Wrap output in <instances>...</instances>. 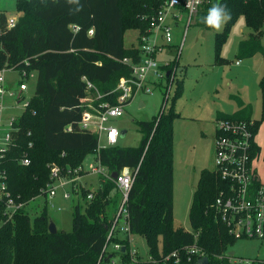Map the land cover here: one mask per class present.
<instances>
[{
	"label": "trees",
	"instance_id": "16d2710c",
	"mask_svg": "<svg viewBox=\"0 0 264 264\" xmlns=\"http://www.w3.org/2000/svg\"><path fill=\"white\" fill-rule=\"evenodd\" d=\"M162 1L17 0L20 15L11 27L6 12L0 11V70L37 74L29 105L16 120L19 129L14 142L0 158V175H5L0 195V264H110L116 253L122 264H196L203 256L209 257L208 264H242L230 262L228 256L237 238L218 216L215 202L227 183L215 170L200 173L189 210L192 231L174 224V121L179 116L174 102L183 88V78L177 76L179 55L169 65H161L162 69L177 68L172 103L166 105L165 90L159 115L138 121L142 133L138 145L116 144L98 150L97 134L80 127L83 112L91 109L89 104L118 102L120 91L115 89L120 78L132 75V64L123 60L137 63L142 58L139 43L126 46L125 32L144 31L150 23L145 17L155 14ZM215 4L225 5L230 13L224 29L215 36L216 60L223 61L222 47L240 16L252 32L239 42L236 56L241 60L261 53L264 57V0H212L198 13L200 25L208 27L202 18ZM87 80L98 91H89ZM170 81L169 76L167 84ZM260 90V119L253 118L252 104L240 97L235 113L218 112L216 118L253 120L257 136L264 121V72ZM98 92L103 94L101 99ZM261 150L253 143L254 157ZM90 154H96V160L112 173L138 167L127 203L129 231L124 236L118 229L108 237L121 194L115 180L103 175L97 188L81 187L84 204L74 205L72 229L49 231L47 189L52 166L68 174ZM23 156L29 157L30 164L21 162ZM90 192L92 198H88ZM39 196L45 198L44 207L32 218L25 205ZM9 197L24 207L10 214ZM132 234L145 238V254H131ZM115 243L125 245L126 250L109 249ZM191 248L199 254H191Z\"/></svg>",
	"mask_w": 264,
	"mask_h": 264
},
{
	"label": "rangeland",
	"instance_id": "374dc122",
	"mask_svg": "<svg viewBox=\"0 0 264 264\" xmlns=\"http://www.w3.org/2000/svg\"><path fill=\"white\" fill-rule=\"evenodd\" d=\"M0 11L6 12L8 19L11 17L17 19L20 15L17 11V0H0ZM198 17V14L193 17L189 26H187L186 16L179 26L173 24V43L159 57L160 63L173 60L176 56L175 49L182 45L179 55V70L182 69V71H178L177 76L183 78V88L174 102V108L179 114L174 121V224L188 231H192L189 210L200 173L203 169L214 170L216 166L217 112L235 113L239 108L237 97H240L252 104L253 118L260 119L263 114L260 80L264 72V57L261 53L241 60L236 56L239 42L248 38L252 32L246 25L244 16H240L231 27L229 37L221 50L222 62L216 60L215 36L224 29L226 21L222 23L220 30H216L200 25ZM124 40L126 46L138 45L139 31L126 30ZM31 73L34 75L25 77L23 71L19 69H5L7 88L17 90L20 81L25 79L28 90L24 95L29 99L35 91L37 77L34 71ZM161 82V85L154 87L152 93H138L125 106L124 115L112 120L114 125L121 130H126V134L119 138V145H138L142 138L138 121L151 119L163 110L167 81ZM175 92L176 83L173 82L166 104L168 107L172 103ZM5 100L8 105L5 111L6 116L9 114L21 116L22 106L12 108L17 104V98L7 95ZM256 140L262 150L260 158L255 161V166L264 182V121L259 128ZM91 163L96 164V154L88 155L83 163L84 168L89 169ZM100 175L90 172L82 177L80 189L81 187L97 188ZM56 184H59V180ZM72 186L70 182L63 187L58 186L56 195L51 200L54 206L48 205L50 218L55 222L58 230L70 231L73 226L74 205L77 202L84 204L81 192L75 193ZM65 192L70 193V198H64ZM49 199L47 197L48 202ZM44 203V196H39L26 204L25 210L33 218L43 210ZM122 226L123 220L119 222L118 229L124 236L126 233L121 230ZM112 248L114 244L109 247V249ZM130 250L145 254L148 250L145 238L140 234H132ZM229 251H233L234 261H241L243 264H259L260 260H264V239L239 238L230 246ZM110 264H122L119 253L115 254Z\"/></svg>",
	"mask_w": 264,
	"mask_h": 264
},
{
	"label": "built area",
	"instance_id": "2783aa9c",
	"mask_svg": "<svg viewBox=\"0 0 264 264\" xmlns=\"http://www.w3.org/2000/svg\"><path fill=\"white\" fill-rule=\"evenodd\" d=\"M212 0H163L158 11L149 19V26L142 32L139 30V48L142 51V58L137 63H132L131 59L125 58L123 61L132 64V75L121 77L117 88L120 91L118 102L110 104L101 102L98 106L89 104L91 109L83 112L80 121V127L83 130L97 134L98 150L111 145L118 144L121 137V129L112 123V120L124 115L125 106L129 104L135 96L140 93H152L155 86L159 85L162 80L171 81L167 84V96H169L171 86L176 76L177 68L162 69L161 65H169L172 60L160 63L159 55L163 54L167 47L173 43V24L179 26L187 17V26H189L201 7ZM18 19V18H17ZM16 18H9L8 25L14 26ZM186 28L183 31L185 34ZM93 34V29L90 30ZM182 45L175 49L176 56L180 55ZM239 63V61L237 62ZM169 72V74H168ZM25 77L33 76L34 73H28L23 70ZM89 91L96 89V86L88 81ZM28 90V84L25 79L20 81L19 89L9 90L6 86L5 69L0 70V158L3 157L15 139V133L18 131L16 126L17 116L9 114L6 116L5 111L8 109L6 96L17 98V104L12 106H22L23 111L29 105V99L24 95ZM98 91V90H97ZM99 93V92H98ZM103 94L99 93L97 98H102ZM88 99V98H87ZM254 121L239 120L233 118H216L215 120V172L227 183V186L221 190L216 199L215 206L218 210L220 220L228 227L230 233L237 239L239 238H260L264 239V182H262L255 161L260 158V154L253 155V143L257 142L253 132ZM31 132H29L30 134ZM104 141V142H103ZM32 143H30L31 145ZM21 162L25 165L30 164L28 156H23ZM137 168L129 166L124 167L118 172L117 178L112 177V172L100 161L96 164L91 163L89 169L84 165L70 169L68 174H62V169L58 165L52 166V183L49 184L47 197L48 204L54 206L51 200L56 195L58 186H65L70 182L75 193L80 192V180L90 172L99 173L105 178H112L121 194V200L116 213L114 214L113 224L109 230L108 237L111 238L118 230V225L123 220L121 230L129 231L127 203L129 193L134 183ZM72 174V175H70ZM4 174L0 175L1 194L4 192L5 185L2 182ZM59 180V184H56ZM0 194V195H1ZM70 193L65 192L64 198H70ZM93 193L88 194L92 198ZM7 211L13 214L18 209L24 207L23 203H17L12 197L6 202ZM61 209V208H59ZM131 235L129 236V239ZM125 245L115 243L114 249L120 250ZM136 251H131L134 256ZM191 254H199L197 248L190 249ZM175 255H179L175 252ZM230 262L242 263L233 260L230 256ZM192 257H189V261ZM179 262V258H177ZM256 264V263H252ZM259 264H264L260 260Z\"/></svg>",
	"mask_w": 264,
	"mask_h": 264
},
{
	"label": "clouds",
	"instance_id": "9594fccd",
	"mask_svg": "<svg viewBox=\"0 0 264 264\" xmlns=\"http://www.w3.org/2000/svg\"><path fill=\"white\" fill-rule=\"evenodd\" d=\"M69 3L78 4L79 0H68ZM230 19V13L225 5L215 4L209 10L205 17L202 18V22L208 27L220 30L222 23Z\"/></svg>",
	"mask_w": 264,
	"mask_h": 264
},
{
	"label": "water",
	"instance_id": "95a60500",
	"mask_svg": "<svg viewBox=\"0 0 264 264\" xmlns=\"http://www.w3.org/2000/svg\"><path fill=\"white\" fill-rule=\"evenodd\" d=\"M168 74H169V72H168ZM125 134H126V130H122L121 131V136H124ZM117 175H118V172L117 171H114L112 173V177L113 178H117ZM49 231L51 233H56L58 231V228H57L55 222L52 219H50V221H49ZM125 250H126V246H123L122 247V251L124 252ZM229 255L230 256H233L234 255L233 251L229 252ZM110 257H112V254H110ZM209 262H210L209 257L208 256H203L202 258H200L197 261L196 264H208Z\"/></svg>",
	"mask_w": 264,
	"mask_h": 264
},
{
	"label": "crops",
	"instance_id": "0c3cea01",
	"mask_svg": "<svg viewBox=\"0 0 264 264\" xmlns=\"http://www.w3.org/2000/svg\"><path fill=\"white\" fill-rule=\"evenodd\" d=\"M20 14V13H19ZM19 17V16H18ZM162 55V54H161ZM257 55V54H256ZM158 57H161L160 55L158 56ZM254 57V56H253ZM180 71H182V69H180ZM218 112H223V111H218ZM217 112V113H218ZM223 113H226V112H223ZM217 116V115H216ZM255 119V118H254ZM257 137V136H256ZM81 181V180H80ZM81 184H82V182H81ZM81 184L79 185V186H81ZM80 190V189H79Z\"/></svg>",
	"mask_w": 264,
	"mask_h": 264
}]
</instances>
